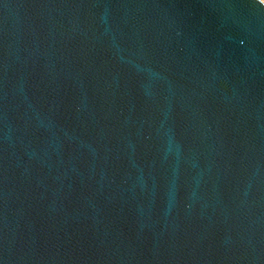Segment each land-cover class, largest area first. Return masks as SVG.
<instances>
[{
  "label": "water",
  "instance_id": "water-1",
  "mask_svg": "<svg viewBox=\"0 0 264 264\" xmlns=\"http://www.w3.org/2000/svg\"><path fill=\"white\" fill-rule=\"evenodd\" d=\"M0 264H264V4L0 0Z\"/></svg>",
  "mask_w": 264,
  "mask_h": 264
},
{
  "label": "bare ground",
  "instance_id": "bare-ground-1",
  "mask_svg": "<svg viewBox=\"0 0 264 264\" xmlns=\"http://www.w3.org/2000/svg\"><path fill=\"white\" fill-rule=\"evenodd\" d=\"M259 1H261L264 4V0H259Z\"/></svg>",
  "mask_w": 264,
  "mask_h": 264
}]
</instances>
